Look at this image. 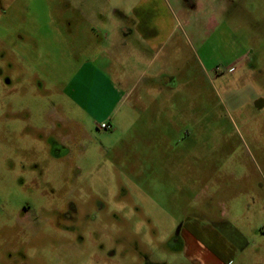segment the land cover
I'll list each match as a JSON object with an SVG mask.
<instances>
[{
	"label": "rangeland",
	"instance_id": "374dc122",
	"mask_svg": "<svg viewBox=\"0 0 264 264\" xmlns=\"http://www.w3.org/2000/svg\"><path fill=\"white\" fill-rule=\"evenodd\" d=\"M0 69V264H264V0H0Z\"/></svg>",
	"mask_w": 264,
	"mask_h": 264
},
{
	"label": "crops",
	"instance_id": "0c3cea01",
	"mask_svg": "<svg viewBox=\"0 0 264 264\" xmlns=\"http://www.w3.org/2000/svg\"><path fill=\"white\" fill-rule=\"evenodd\" d=\"M151 35L155 36L151 37L149 40L143 36L142 42H140V44L137 47H134L131 51V49L128 48V43L123 37L122 32L119 31V33L117 35L115 34L111 39L110 46L105 47L104 55L111 58L119 56L117 62L118 66L120 65L121 67L126 64L128 58H131L134 53L138 57L142 58V60H145L146 56H148L147 54L151 50L150 44L154 47L155 40L160 36L158 33H152ZM143 62L144 61H142V63ZM150 69L151 66H147L142 69L140 76L137 77V82L134 85L130 75L128 74V71L121 74L120 76L110 79L109 83L111 90L118 94L121 99L130 98V95L134 92V89H136L140 95L144 94V96L147 94L149 95L154 90L159 92L163 91L162 85L159 81L158 72L151 71ZM166 88L173 90L175 86H172L171 82H168L166 84ZM140 95L139 97L142 99ZM191 230L192 232H195V234L193 233L195 237L200 239L201 243L205 245V249L211 255L221 258L222 260H226L228 258L236 259L241 255L240 250L234 248V244L229 241L230 237L228 236V231L213 225H208L206 228H201V230L196 228V226H190V231Z\"/></svg>",
	"mask_w": 264,
	"mask_h": 264
},
{
	"label": "flooded vegetation",
	"instance_id": "af4514ba",
	"mask_svg": "<svg viewBox=\"0 0 264 264\" xmlns=\"http://www.w3.org/2000/svg\"><path fill=\"white\" fill-rule=\"evenodd\" d=\"M4 76L3 70L0 69V77ZM53 146V152L55 156H60L62 154L63 147L60 145L58 140L55 138H50Z\"/></svg>",
	"mask_w": 264,
	"mask_h": 264
},
{
	"label": "built area",
	"instance_id": "2783aa9c",
	"mask_svg": "<svg viewBox=\"0 0 264 264\" xmlns=\"http://www.w3.org/2000/svg\"><path fill=\"white\" fill-rule=\"evenodd\" d=\"M101 128L102 129H110L111 128V125L109 123H102L101 124Z\"/></svg>",
	"mask_w": 264,
	"mask_h": 264
}]
</instances>
